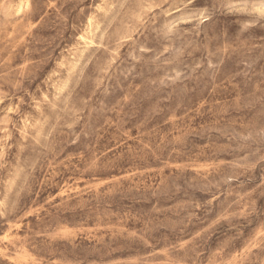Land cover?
I'll use <instances>...</instances> for the list:
<instances>
[{"label": "rangeland", "instance_id": "374dc122", "mask_svg": "<svg viewBox=\"0 0 264 264\" xmlns=\"http://www.w3.org/2000/svg\"><path fill=\"white\" fill-rule=\"evenodd\" d=\"M0 264H264V0H0Z\"/></svg>", "mask_w": 264, "mask_h": 264}]
</instances>
